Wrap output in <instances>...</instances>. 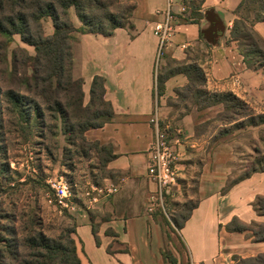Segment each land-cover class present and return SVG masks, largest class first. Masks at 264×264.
<instances>
[{"label": "crops", "instance_id": "1", "mask_svg": "<svg viewBox=\"0 0 264 264\" xmlns=\"http://www.w3.org/2000/svg\"><path fill=\"white\" fill-rule=\"evenodd\" d=\"M128 1L133 6L130 25L116 29L110 37L74 34L73 74L83 80L84 99L89 100L93 77L102 76L104 99L114 113L102 127L91 128L84 134L88 141L111 146L112 158L106 163V172H101L102 181L95 185L117 188L116 193L101 198L97 204L108 219H92L81 205L70 213L75 231L83 241L77 242L81 264H169L163 258L164 252H170L176 264H234L233 256L249 258L264 253V242H253L248 232L225 229L233 217L247 224L264 222V216L253 207L256 197L264 196V172L253 174L223 193L222 183H209L203 173L198 206L179 230L172 223L167 226L156 211L147 212L148 198L154 190L147 166L155 140L151 121L158 99L157 38L152 24L161 20L160 12L165 10L168 0ZM171 1L177 11V0ZM241 1L204 0L200 12L214 9L226 26L224 36L213 47L205 46L199 39L206 20L195 24L177 19L174 36L162 59L195 63L204 71L208 88L263 102L264 70L248 68L236 42L229 41L237 18L235 10ZM72 22L76 28L81 25L73 19ZM253 28L264 40V23L257 22ZM184 43L188 44L185 49L181 48ZM187 82L185 75L175 74L165 81L163 93ZM176 194L182 193L179 190ZM94 225L99 244L92 231Z\"/></svg>", "mask_w": 264, "mask_h": 264}, {"label": "rangeland", "instance_id": "2", "mask_svg": "<svg viewBox=\"0 0 264 264\" xmlns=\"http://www.w3.org/2000/svg\"><path fill=\"white\" fill-rule=\"evenodd\" d=\"M121 3L122 7L132 6L128 0H121ZM123 10L119 9L118 13L122 14ZM69 14L71 21L73 19L75 23L81 24L73 8ZM238 16L244 18L248 14L241 10ZM42 27L46 35L52 34L50 19L42 20ZM7 39L0 36V264H6V238H10L6 234L7 225H15L19 241L28 234V226H35L36 231H43L46 235L74 227L70 213H59L47 201L48 196L52 195L48 182L59 176L71 185H76L73 188L75 199L85 213L95 220L108 219V214L97 208L98 203L87 206L83 195L88 184L102 181L96 152L92 150L84 156L82 149L68 145L61 125L52 120L45 110V118L40 124L32 106L28 104V100L34 97L23 91V53L18 50H25L33 58L34 49L23 43L19 35ZM14 51L17 52V58H13ZM14 67L17 77L12 74ZM175 67L172 60L163 62L161 57L156 64V76H165L169 69ZM259 69L264 70V66ZM27 73L31 74V70ZM188 83L163 93L162 98L158 96L154 116L174 156L172 166L178 174L182 193L170 200L177 207H170L167 203L168 216L160 210L155 213L171 221L170 224L182 222L179 214H186L184 205L198 202L203 173L207 174L209 183H222L220 192L223 193L239 177L250 173L255 161L264 155V119L260 117L264 115V101L242 99L248 102V107L235 112L230 103L217 101V98L230 91L208 88L205 83L203 88L197 86L195 90L203 89L207 95L193 96L186 91ZM8 91L24 95L22 113L19 109L14 110L8 101ZM215 95L220 97L216 98ZM88 101L84 99V104ZM249 114L256 120L255 125L249 124ZM32 216L37 222L34 226L29 224ZM78 239L79 243L83 242L75 232L76 242Z\"/></svg>", "mask_w": 264, "mask_h": 264}, {"label": "trees", "instance_id": "3", "mask_svg": "<svg viewBox=\"0 0 264 264\" xmlns=\"http://www.w3.org/2000/svg\"><path fill=\"white\" fill-rule=\"evenodd\" d=\"M184 2L187 5V20L190 23L198 24L199 20H206L207 26L200 29L199 39L207 47L218 45L226 30L220 14L214 9L200 12L204 0ZM122 5L121 0H0V36L7 39L19 35L21 41L33 47L35 52L34 57L30 58L25 50L18 49L23 53L24 70L21 79L23 91L34 97L31 98L32 100H27L37 120L41 124L45 118L44 110L47 111L49 117L61 125L62 134L65 135L68 145L82 149L84 156L92 150L96 152L99 168L103 173L106 172L107 161L112 158L111 146L88 141L84 134L91 128L102 127L114 113L110 103L104 99L105 79L102 76L93 77L89 101L84 104L83 80L75 78L73 74L75 40L73 35L78 32L112 36L116 29L130 24L133 6L122 7ZM71 8L74 9L81 23L78 28L70 19ZM119 9H124L122 14L118 13ZM241 10H244L248 16L244 18L238 16ZM235 14L237 18L233 22L229 41L236 42L238 52L248 68L259 69L264 66V40L253 26L257 22L264 23V0H242ZM46 18L51 20L53 26V32L49 35L44 33L42 27V20ZM16 53L14 51L13 58ZM172 63L176 65L175 68L169 69V73L165 76L156 78L157 96L163 94L165 81L175 74H183L187 77L189 83L186 91L190 95H207L203 89L195 90L197 86L203 88L206 83L205 73L197 64H186L175 60H172ZM13 69L12 74L17 77V70L15 67ZM29 70L31 74L27 73ZM6 95L14 110L19 109L22 113L24 95L19 96L12 91H8ZM215 97L220 96L215 95ZM217 101L230 103L235 112L248 107L246 102L230 92L217 98ZM247 116H250L249 124L255 125L256 120L251 117L252 115ZM260 117L264 119V115ZM262 172H264V155L255 161V167L250 173L239 177L230 187L255 173ZM167 203L170 207H177L169 199ZM197 206L198 202L184 205L186 214H179L182 222H174V227L181 229ZM253 207L260 216H264V196L256 197ZM34 218L32 216L29 221L32 226L37 224ZM164 223L170 226V222L165 217ZM94 226L92 231L96 244H99ZM34 227H26L28 234L19 241L15 225L6 226V234L10 236L6 238V264H81L73 226L63 228L54 235H46L43 231H36L37 228ZM225 229L228 232H248L253 242H264V222L247 224L233 217L225 225ZM162 255L169 264H176L170 252H164ZM232 259L234 264H264V253L249 258L233 256Z\"/></svg>", "mask_w": 264, "mask_h": 264}, {"label": "built area", "instance_id": "4", "mask_svg": "<svg viewBox=\"0 0 264 264\" xmlns=\"http://www.w3.org/2000/svg\"><path fill=\"white\" fill-rule=\"evenodd\" d=\"M185 0H177L178 10H174L171 0H168L165 10L160 12L161 20L152 24L153 35L157 38L156 64L160 61L164 54V49L168 42L171 41L175 32V23L177 19L189 22L187 5ZM187 1V0H186ZM188 44L184 43L181 48H187ZM155 130V140L150 149L149 162L147 166V176L154 185V190L148 198L147 212L149 214L160 210L164 215L168 216L166 207L167 199L173 200L176 193L180 190L178 174L175 172L172 162L174 156L168 145L167 139L160 129L157 118L152 119ZM51 196H48V203L58 209L59 213H74L80 205L76 202L74 187L62 176L48 182ZM117 192V188L113 185L98 186L88 184L85 187L83 195L85 196V204L92 207L99 202L101 198L109 197Z\"/></svg>", "mask_w": 264, "mask_h": 264}]
</instances>
